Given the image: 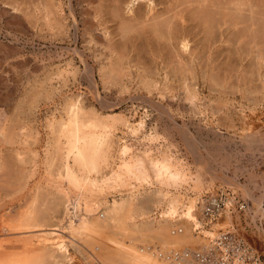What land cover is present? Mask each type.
I'll return each mask as SVG.
<instances>
[{
    "label": "bare ground",
    "instance_id": "obj_1",
    "mask_svg": "<svg viewBox=\"0 0 264 264\" xmlns=\"http://www.w3.org/2000/svg\"><path fill=\"white\" fill-rule=\"evenodd\" d=\"M11 1L5 3L10 7L2 6L0 2L1 16L7 15L9 24L25 31V18L18 13L23 12L22 3L27 1ZM78 1L83 8L80 15L83 18L81 31L75 19L72 0L67 6L72 19L74 18L75 37H72L77 42L81 33L82 40L89 44L91 55L85 56L77 47L76 53L85 68L83 76L94 90V99L102 103L108 111L100 113L92 106L86 107L82 104L84 99L80 98L79 93L64 96L61 114L57 117L52 113L51 116L47 115L48 118L45 117V134H42L41 124L38 125L34 118L37 107L42 101H54L57 91L65 89L71 83L69 76H73L76 82L77 68L73 67L72 61H67L65 68L60 65L51 69L39 66L35 68L36 74L33 77L30 75L22 83L16 81L18 79L9 78L4 70L6 61L1 59L3 56L0 58V183L5 179L2 184H6L7 188L12 187L11 194L0 193V264H70L72 258L69 247L77 244L74 242L77 241L75 238H80L79 241H84L81 239L85 237V240L88 237L94 238L102 230L99 226L105 221H108V226L112 224L117 229L113 228L116 230L113 235L111 232L109 237L101 240V243L107 242L108 245L106 242L103 245L109 247L108 254L89 255L92 259L84 255L79 264H166L153 254L154 250L167 251L179 247L195 248L206 245L218 235L220 227L224 230L231 225L238 227L244 235V231L253 224L244 221L245 215L251 214L253 210L256 215L261 213L264 217V200L254 198L252 192L243 186L242 191L251 195L254 200L255 206L252 208L250 199L244 197L238 188L221 185L213 192L229 191L226 198L232 197L226 206L225 215L206 225L201 216V194L207 180L200 172L194 177L186 173L180 161H173L166 150L164 153L158 151L156 156L150 147H137L134 150V144L124 141V132L127 130L138 134L139 129H144L143 122L137 127L124 115L111 112L115 106L102 98L98 89L102 85L105 89L118 88L119 92L127 93L135 86L145 89L150 95L158 92L162 99L168 97L170 89L179 88L183 91V97L179 96L178 101L189 102L191 112L196 115L202 112L198 104L202 100V92L197 88L199 84L219 92L217 100L222 108L229 99L224 94L229 95L230 90H236L247 97V93L249 95L251 91L244 86L251 87L254 81L256 83L259 80L257 83L262 88L258 90L261 93L264 90V0H161L158 4L157 0ZM3 2L2 0V4ZM34 3L35 10L40 13L38 15H43V24L47 22L48 28L57 30L58 36L70 35L68 26L64 27L67 18L63 15L66 13L63 0H35ZM138 4H144V7L141 5L135 8ZM22 14L25 17L31 15L25 11ZM248 22L251 23L245 27ZM110 23L116 24L117 34L127 45L135 43L138 38H144L142 45L148 46V53L154 58L156 70L149 71L140 56L135 62L129 61L130 54H126L123 46L116 47L112 40ZM241 25L244 26L239 27ZM252 26L256 27L254 32L250 30ZM31 27L33 28L32 25ZM246 39L249 41L247 44ZM191 41L194 42L192 46ZM142 45L135 43L134 51L142 52ZM226 45L230 48L224 57L226 49L223 48ZM7 48L0 41V56L3 51L5 55L8 54L5 52ZM12 51L10 49L11 53ZM165 52L169 57L166 63L165 60L162 61V54ZM160 57L163 66L158 63ZM91 59L94 62L90 64ZM11 65L15 70L20 63ZM219 69L225 76L220 75ZM216 71L217 74L211 73ZM231 75L236 78V82L230 84L229 82H233L232 79L229 81ZM251 90L255 93L256 89ZM172 93L170 94L173 96ZM206 98L213 105L212 96L208 95ZM169 99L174 102L175 96ZM143 100L158 110L157 120L165 121L164 129L170 135L178 131L187 140L191 150H196L197 145L202 144L200 137L199 141L196 137L188 136L187 124L180 125L175 120L169 100L168 105L155 102L149 96ZM3 105L8 109L3 110ZM222 108L217 112L223 110ZM212 109L211 112L214 113L213 106ZM203 130L205 129L202 127L198 128L200 134ZM207 131L208 134L216 133L213 128ZM153 132L156 135L148 137H152L149 139L150 143L160 135L157 128ZM255 135L251 134L244 139L246 144L242 141L243 144L248 148L262 144V139ZM217 138L213 141L215 148L225 152L230 140L225 137ZM204 168L212 176V181H231L224 171L214 172L208 165ZM188 188L194 189L196 197H188L183 193ZM111 191L116 195L108 200V193H112ZM10 195H20L24 197L20 200L26 199L25 205L21 204V209L19 207L20 210L15 215H10L13 209L7 211L5 208L8 204L5 203V198ZM236 199L246 203L243 210L233 207ZM1 201H4L2 205ZM236 217L239 218L237 222L241 219L243 226L234 222ZM75 218L79 221L76 222ZM222 219L224 220L219 221ZM259 225L263 228L261 222L256 227L259 228ZM147 232L159 235L155 237ZM101 235L103 237L102 232ZM245 236L250 241L246 234ZM152 240L159 243L158 246L150 247ZM250 245L257 256L264 259L252 241ZM112 247L118 249V253H113Z\"/></svg>",
    "mask_w": 264,
    "mask_h": 264
},
{
    "label": "rangeland",
    "instance_id": "obj_2",
    "mask_svg": "<svg viewBox=\"0 0 264 264\" xmlns=\"http://www.w3.org/2000/svg\"><path fill=\"white\" fill-rule=\"evenodd\" d=\"M3 1L4 2L2 4V0H0L2 6L10 7V6L6 5V4H8V3H6V1L10 2L11 0H3ZM15 1L16 0H13L14 3H15ZM18 1H20V0H18ZM26 1L27 2H24V3H22L23 1L21 2L23 5L20 3L22 5L21 8L23 7L22 8L23 12L24 11L27 13L29 12V14H31V12H33L31 15L34 14V16L32 17L31 15H29V17H25L22 14L23 12L18 13L20 17H23V19L25 18L24 19L25 26H26L25 31L24 30L21 31V30H18L16 27H13L12 24H9V22H8L9 18L7 17V15L1 16V13H0V41L3 42L8 47L5 52H7L9 54L8 55L6 53L7 55H5V53H3L4 52L3 51L0 58L3 56L1 59L3 60V62L6 61L7 65L5 66L4 70L8 73L9 78H11V79L15 78V80L18 79L16 81H20L22 83H25L26 80L28 78H30V75H31V77H33V75L36 74L35 70L37 69V67L46 66L47 68L51 69L53 66L55 67V66L60 65L61 67L65 68V63L67 61H72L73 67L77 68V73H76V80L77 81L76 82L73 80L74 79L73 76H69V82H71V83H68L67 87H65V89L63 88L64 90L62 89L61 91L60 90L57 91V96H55L54 101H47V103L46 102L43 103L44 101H42L39 104L40 107L39 106L37 107V111H35V113H34V114H36V115H34V118H36V120L38 121L37 122V124L39 123L38 125L41 124L40 125L41 128H40V126H38V129L40 128V132H42V134H45V132H44L45 129H43V127L45 126V117L48 118L47 115L51 116L52 113H55V116L58 117L61 114V111L63 109V102H64V101H62V99L64 96H69L72 94L77 95L79 93L81 96L80 98L84 99L82 101L83 105H85L86 107L92 106L96 110H98V112H100V113L105 112L106 113L108 111L107 108L103 107L102 103H100L98 100L94 99V97H93L94 90L91 87H89V82H87V80H85V78L83 76V75H85V72H84L85 68H84L83 64L81 63L80 56H78V54L76 53V47L81 52H84L85 56L86 55L90 56L91 52L88 49V47H89L88 42H86L85 40H82V35L80 32H79L80 36H79L77 42L74 39V37H75V35H73V34H75V30L73 27L74 18L72 19V16L69 12L70 8L67 7L70 4V0H63V4H64L63 6H65L64 7V9H65L64 13L66 12L63 15L67 18V20L69 19L68 22H66L67 20L64 21V25H65L64 27L67 28V26H68V29H69L68 32H70V35L68 37L58 36L57 30L50 29L51 27L48 28L49 25H47L48 24L47 22L45 23L46 25L43 24V22H45V20L42 22L43 15L42 14L38 15L40 13H38L35 10V6H34L35 0L34 1L33 0H30V1L26 0ZM28 1L30 3H28ZM159 1H161V0H157V4L159 3ZM77 2H79V1L78 0H72L74 12L76 14L75 19H76L77 23L79 24L80 31H81L83 28V26H82L83 25L82 24L83 18L80 15H81V11L83 8H82V5H79ZM1 5H0V7H1ZM141 5L138 4L135 6V8H138ZM142 6L144 7V4ZM12 7L13 6H11V8ZM27 8H29L30 10ZM158 8H160V6H158ZM35 11H36V13H35ZM35 15H37L38 17H36ZM35 19H36V21H35ZM37 20H38V22H37ZM36 22H37V24H36ZM26 23H27V25H26ZM249 23H251V22H248V24L246 23L245 27L249 26ZM71 24H72V26H70ZM31 25L33 26V28L31 27ZM39 25H40V27H39ZM44 25L46 27H44ZM69 26H70V28H69ZM109 26L108 27L110 28L109 30H110V33L112 35V40L115 42L116 47H117V45L118 46L121 45V46H123L124 50L127 51L126 54L127 55L130 54V55H128L129 61L134 60V62H135V59L138 60L139 56H140L141 57L140 59L145 61V62H143V61L142 62L146 65V68L149 71H153L154 69L156 70L157 66L155 65L156 63H154L155 62L153 60L154 58L150 55L151 53H148L149 52L148 46L146 44H145V46H144V44L142 45V43H144L143 42L144 38H138L135 40L136 42L133 41L138 45H142V47H141V48H143L142 52L137 53V51H134V49H133L135 43H133V44L131 43V44L127 45V42H125L117 34V27H116L115 23H110ZM243 26L241 25L239 27H243ZM252 27L253 28L250 30L251 31L253 30V32H254V29H256V27L255 26H252ZM234 30L236 31V29H234ZM44 31L45 32L47 31V32L45 33ZM235 31L232 30V32H235ZM33 32H34V34H33ZM54 32H56V33H54ZM25 33H27V34H25ZM72 36H74V37H72ZM108 38H110V36ZM122 42H123V44H122ZM248 42L249 41H247V39H246L245 44H247ZM193 44H194V42L191 41V46ZM245 44H244V46H245ZM92 46H94V45H92ZM126 47H127V49H126ZM129 48L132 50H130ZM229 48H230V46H227V45L223 48L224 50L226 49V51L224 53V57H225V55H227L226 52H227V49H229ZM10 49L13 50L12 53L15 56L14 55L11 56L12 53L10 52ZM72 49L75 51H73ZM162 55H163L162 57L164 59L162 57H160V59L158 58V60H159L158 63H161L160 62L161 58H162V61L165 60V63L168 62L169 57L167 56V52L163 53ZM134 56H136L137 58ZM7 57H9L11 59H9ZM60 58L63 61H61ZM221 59H220V61H221ZM26 60H28V61L26 62ZM91 60H90V64L94 62L93 61L94 59H91ZM14 61L16 64L20 63L19 67L16 68L15 70L13 69L14 67L11 65V64L15 65ZM146 61H147V63H146ZM161 64H162V66L164 65V63H161ZM162 68H160V70ZM21 69L23 72L21 71ZM219 70H221V69H219ZM161 72H163V71H161ZM217 72L218 71L211 72V73L217 74ZM219 73L221 76L222 75L225 76L224 72H222V70L219 71ZM163 76H164V74H163ZM230 77H229V81H230V79H232V81H233V82H229L230 84L236 82V78H234L232 75ZM97 79L100 82L99 75L97 76ZM233 79H235V81ZM23 80H25V81L23 82ZM257 82L259 83V80L256 81V83L254 81L255 85L252 84V86H251L252 88L249 87L250 85L244 86L245 88L248 87L246 89L249 90V92L251 91L249 93V95L247 93V97L242 95V93L237 92L236 90H235L236 92L235 91L231 92V90H230L229 95H227L228 93L224 94V95H226V98H229V99L227 101H225V99H224L226 105L223 108H222V106H220V104L217 100L218 95H220L219 92L211 91L208 88V86L203 87L201 84H199L197 86V88L200 89V91L202 92V95H201L202 100H200L198 102V104H199V109L202 112L200 114H197V115L194 114L193 112H191L192 110L190 109L191 105L189 102H187V103L183 102L182 103V102L178 101L180 97L181 98L183 97V91L179 88L170 89V93H172V92L174 93V94L172 93L173 96L169 93V95L167 94L168 97L166 96L162 99H161V96L158 95V92L154 93L153 95H150L147 93V91H145V89H143V90L140 88L138 89L135 86H132V88L130 89L131 91H127V93L126 92L122 93V92H119L118 88L114 89V88L108 87V89H105L102 85H100L98 92L102 98H105L109 103H111V105L115 106L113 109L114 111H111V112H114V114L117 113V114L124 115L125 118H127L133 125H136L137 127L141 122H143L144 129H142L143 131L141 129H139L140 132H138V134H133L132 132L127 131V130L124 132V134H125L124 141H127L130 145L134 144V150L135 149L137 150V147H139V148H141V147L149 148L150 147L153 149L152 153L155 156H156V154H159V152L164 153V150H166V153L168 155H170L172 157V159H174L173 161H176V160L180 161V163L184 166V167L183 166L182 167L184 168L186 173H189L194 177L195 175L198 174V172H200L202 174V176L207 180L206 181L207 184H212V182H213L212 185H207V184L205 185L201 195H204L206 192H213L217 187H219L221 185H224L227 187L238 188L242 192L244 197L250 199V203L252 204V208H254L255 205L253 202L254 201L253 198L251 197V195L249 196L248 194L244 193L242 190H243V186H246L249 189V191L252 192L251 194L254 195L253 196L254 198H257V199L260 198V199L264 200V152H263L264 151V140H263L264 139V95H262L264 90H262L261 93H259L258 89H260L261 84H258ZM241 83H242V81H241ZM254 88L256 89L255 93H253L254 90H251ZM111 89H112V91H111ZM22 90H23V88L21 87L20 91H22ZM59 95H60V98H59ZM208 95H211L212 98L214 99L215 102L213 101V103H212L213 105H211V102H209L208 99L206 98ZM144 96H146V97L149 96V98L152 97V100H155V102L163 103L165 105L169 104L167 102L170 101V99H169L170 97L175 96V99H174L175 103L173 102V99H172V101H170L171 105H172L170 107H172L171 113H172L173 117L175 118V120L180 125L187 124L188 132H189L188 136L189 137L193 136V137H196L197 139L200 137L199 139L202 141V144L197 145L196 150H193V149L191 150V148H189V146L187 145V140H185L183 138V135L178 133V131H175L172 133V135H170L171 133H169L166 129H164V126H166L165 121L162 122V120H160V121L157 120V117L159 115L158 110H155V108L153 106H150L149 103L145 102L143 100V98H146V97H144ZM252 98H254L256 101H254V99L252 100ZM167 100H169V101H167ZM179 103L181 105H179ZM7 106H10V105H7ZM212 106L215 109V112H217L219 110V108L220 109L222 108L223 110H221L220 112H217V113H215V112L212 113L213 112ZM5 107L6 106L3 105L2 109L3 110L8 109ZM38 108H39V110H38ZM9 109H10V107H9ZM182 109L184 110V112ZM37 114H40V115H37ZM213 114H215V115H213ZM35 116H37V117H35ZM199 127H202V129H205V130H203V133L201 132V134L198 131ZM154 128H157L158 133L160 135L157 136V138H154L153 140H151V143H150L149 139H151L152 137L151 138H148V137L156 135L153 132ZM212 128L216 133H213V134L209 133L208 134V131L206 132V130L212 129ZM253 133L256 134L255 135L256 137H258V138L260 137L262 139V144L254 145L251 148H248L247 145H245L246 141H244V139L246 140V138L251 136V134L254 135ZM198 135H202V136H198ZM203 135H204V137H203ZM261 135H262V137H261ZM216 137H218L217 139H220V138L222 139L225 137L226 140L227 139L230 140V142L227 143V145H226V149H225L226 151L225 152L224 151L221 152V150H218L215 148V144L213 141ZM232 141H234L236 144ZM242 141H244L245 144H243ZM166 144H167V147L168 146H170V147L167 148ZM146 145L147 146L149 145V146L147 147ZM211 147H213L214 150ZM246 149H247V151H246ZM211 151H213L214 154ZM225 153H228L227 155L229 157ZM202 154H203V156H202ZM221 154H223V155H221ZM207 165L210 166L211 169L213 168L214 172H221V171L223 172L224 171L225 174L230 178L231 181L224 182L221 179H216V180L214 179V181H212V176L210 174H208V171H206V169L204 168ZM0 175H1V173H0ZM4 180L5 179H3L2 181H4ZM2 181L0 183V186H1L0 189L2 188L0 190V193L2 195L11 194L12 190H10V189H12V187L7 188L8 186L6 184H2ZM41 185H43V184H41ZM141 191L143 192V188L141 189ZM111 192L112 193H110V194L108 193V197H109L108 200L111 199L110 197L116 195V193H114L113 191H111ZM149 192H150V190H149ZM183 193L185 195L187 194L188 197H196V192L194 191L193 188H192V190H191V188H188L187 190H183ZM19 196L20 195H16V196L10 195V197H7L8 199L5 198V200H6L5 203H8L7 206L5 207L7 209V211L13 209L11 211L12 213L10 212L11 213L10 215H15L21 209V206H22L21 204L25 205L24 203H26V199L20 200V198H24V197L23 196L19 197ZM11 198H13V199H11ZM51 199H53V198H51ZM23 200H25V201L21 202ZM51 201H53V200H51ZM1 202H2L1 203V205H2L4 201H1ZM19 207H20V209H18ZM8 208H10V209H8ZM13 212H15V213H13ZM251 212H250L251 214L245 215L244 221L246 223H248V221H250L251 223L253 222V224L250 223L251 228H248V230H245L244 232L248 236L250 241H252V243L257 247V251L259 252V254L264 256V217L262 216L261 213H257L258 215H256L255 213H253L254 212L253 210ZM254 214L257 216L256 218L254 217L255 216ZM238 217H240V215ZM238 217H236L237 219L236 218L233 219L234 222H236V224H241L243 226V224L241 223V219L239 220L240 222H237L239 219ZM75 219H76V222L79 221L78 218H75ZM224 219L219 220V221H223ZM101 222L102 221L100 220V223ZM260 222L263 224V228H261L260 225H259V228L256 227V224L257 223L260 224ZM102 223H104V222H102ZM102 223H101V226H99V228L102 230L97 232V235H95V237H94L95 240L93 237H92L93 239L91 237H88L87 240H85L86 237L84 239L82 238L81 240H84V241H79L80 238L79 239L75 238V240L77 239V241H74V242H76L77 244L75 245V243H74L73 247L72 246L69 247V252H70V255L72 258V261L70 262V264H79L81 261H83L84 255L88 256V259H92V258H89V257H91L89 255H93V254L98 255L99 253L104 255L107 253V251L109 250L108 249L109 247L106 245L104 246L103 243L106 241H103V243H101L102 242L101 240H102V238L104 239V238L109 237V235H111V232L113 235V233L117 229L112 224H110L108 226V224H109L108 221L107 222L105 221L104 226H102L103 225ZM110 226H112V228ZM101 227H103V228H101ZM113 228L116 230L114 231ZM211 228H213V226ZM206 229H208V228H206ZM170 230H171V228L168 229V233ZM208 230H211V229H208ZM220 230H222L221 227L219 228L218 232ZM101 232L103 234V237L101 235ZM129 233H128V235H129ZM147 233H150L155 237L157 235H159V233H153V232H147ZM100 236H101V238H100ZM155 237H153V238H155ZM97 238L99 240H96ZM92 240H94V241L92 242ZM93 243H94V245H93ZM98 244H100V245H98ZM106 244H107V242H106ZM138 244H139V242H138ZM158 244L159 243H154V241H153L150 244L151 245L150 247L158 246ZM140 245H142V244H140ZM76 246H77V248H75ZM93 247H95V248H93ZM103 247H106V248H103ZM112 248H113V250H112ZM112 248H111V251L113 253L115 251H116V253H118V249L115 250L116 248L115 249H114V247H112ZM101 254H99V255H101ZM103 255H101V256H103Z\"/></svg>",
    "mask_w": 264,
    "mask_h": 264
},
{
    "label": "built area",
    "instance_id": "obj_3",
    "mask_svg": "<svg viewBox=\"0 0 264 264\" xmlns=\"http://www.w3.org/2000/svg\"><path fill=\"white\" fill-rule=\"evenodd\" d=\"M226 194L230 192H206L201 198V216L206 225L225 215L232 197L227 199ZM233 207L243 210L246 203L236 199ZM154 252L166 264H264V259L257 256L245 234L242 235L238 227L232 225L219 231L206 245L167 251L156 249Z\"/></svg>",
    "mask_w": 264,
    "mask_h": 264
}]
</instances>
